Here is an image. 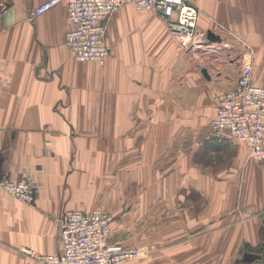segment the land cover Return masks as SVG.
<instances>
[{"label":"crops","instance_id":"0c3cea01","mask_svg":"<svg viewBox=\"0 0 264 264\" xmlns=\"http://www.w3.org/2000/svg\"><path fill=\"white\" fill-rule=\"evenodd\" d=\"M44 1L9 0L0 18V176L38 185L33 206L0 191V264H35L32 251L59 253L61 215L107 205L98 190L114 201L119 181L133 182L141 199L142 175L157 173L163 155L172 189L175 175L181 185L197 169V188L210 198L197 224L213 227V245H198L197 264H207L211 249L213 264H222L225 236L231 245L234 236L264 239V161L250 160L248 149L224 133L210 139L209 152L229 153L225 170L210 167L203 152L191 160L174 144L189 137L203 113L211 120L244 61L251 60L253 81L264 86V0H189L201 13L197 32L207 36L196 51L179 48L155 13L125 5L107 20L110 56L103 66L71 59L65 35L73 25L64 4L28 19ZM95 126H117V133H89ZM126 127L135 132H120ZM207 167L214 169L211 181ZM166 201L171 209L181 205L171 217L183 223L176 235L186 236L185 204ZM224 222L232 227L223 229ZM190 248L168 245L127 264H190Z\"/></svg>","mask_w":264,"mask_h":264},{"label":"built area","instance_id":"2783aa9c","mask_svg":"<svg viewBox=\"0 0 264 264\" xmlns=\"http://www.w3.org/2000/svg\"><path fill=\"white\" fill-rule=\"evenodd\" d=\"M64 4L73 28L65 45L76 63L103 66L110 56L106 44L107 20L125 5L155 13L175 44L196 51L207 41L197 32L198 9L189 0H46L30 9L28 19ZM10 9L9 0H0V18ZM251 53L252 49L246 46ZM213 133H224L237 145L246 147L249 159L264 161V86L253 81L251 60L243 62L234 85L217 97L210 120ZM0 189L22 203L34 202L36 185L31 182L0 181ZM111 216L102 209L71 210L59 219L61 251L33 255L36 264H125L136 261L141 251L110 242Z\"/></svg>","mask_w":264,"mask_h":264},{"label":"rangeland","instance_id":"374dc122","mask_svg":"<svg viewBox=\"0 0 264 264\" xmlns=\"http://www.w3.org/2000/svg\"><path fill=\"white\" fill-rule=\"evenodd\" d=\"M200 15L201 13L199 11V18ZM209 115L203 113L201 116L198 117L196 124L191 125L189 127V137H187L184 140H181L178 143L177 142L174 143L175 151L176 150L178 151V149L185 151L188 150L189 156L192 157L190 158L191 160H194V158L197 157V152H203L206 163L211 164L210 167L214 168L215 166H217V163H219L220 170L221 168L225 170L224 167L228 163L227 161H228L229 153L224 149L222 151H217L216 153L209 152L212 145L211 143H209V141L210 139L215 137L214 135L215 133H212V131L210 130ZM112 127L115 128V132H116L117 126H112ZM112 127L111 126L90 127L89 133H93V134L108 133ZM163 129L165 131V128ZM134 130H135L134 127H126V129H123L120 132L133 134L135 132ZM174 132H181V127H174ZM217 134H222V133H217ZM224 146L225 145L221 147ZM176 160H178V158H175V161ZM164 161H165L164 155L163 157H161V159H158L159 168L157 173L152 171L151 173L142 175L143 178L142 180L145 183L143 184V189L140 191L141 199H137V197L135 196L133 182L127 183V185L125 186V184H123L122 182L123 180H120L118 183L119 187L117 188L118 197L114 199V201L113 199H107L105 195L106 191H103L102 193V191L98 190V193L96 195L101 200L102 199L107 200V205L104 206L103 204H99L101 202L99 201L97 205L94 207V209H102L106 213H108L112 218L111 232H110V234L111 233L112 234L110 236H118L120 240L111 239L112 241H110V236H109V241L121 243L125 247L141 251V256L138 259V261L147 258L154 251L165 249L166 246L168 245H177L180 244L181 242H184V244H187L193 248V249L190 248L189 253L185 254L186 256H189L190 264H197L198 245L201 243L203 244L204 242L207 245V247L213 245V231H212L213 227H209L207 225L206 229H204V227H199L200 224H197L198 212H203L205 208L204 204L205 203L208 204L210 198L209 196H207V191L200 190L197 188V169H196V173H189V175H187L189 180H187L186 183L183 182L184 184L181 185L175 186V183L181 178V174L175 175L173 181L174 188L172 189L171 188L172 179H169V177L167 178L168 174H166L165 169L162 170L164 168ZM210 167L206 168V172H207L206 181H211L213 178L212 173L215 168L212 169ZM105 175H107V173H105ZM100 176L103 175L101 174ZM0 181H9L14 183L31 182L34 185H36V189H35V197H36L38 185L32 180L15 181L0 176ZM0 191L2 190L0 189ZM2 192L18 200L13 195L5 191ZM35 197H34V202L29 206L34 205ZM169 198H173L175 203H177L176 201H178L179 203L185 204L184 208L187 213L186 221L190 222V227H189V231L187 232V235L184 237L176 235V232L183 225L182 221H178L176 219L172 220L171 217L172 213H174V218H176V215L178 218L179 211H181L182 207L181 205H174L173 209H171L168 205H166L167 202L166 200ZM72 210H79V209H72ZM67 211H71V209ZM208 216L209 215L207 214V218ZM224 223L225 224L223 226V229L227 230L230 227H232L231 225L232 222L230 224L228 222H224ZM235 229L236 227L234 226V230ZM237 231L241 233L245 231V227L240 226ZM172 233L175 234L172 235ZM229 240L230 239L228 236L221 238L223 244L222 264H264V255H262V253L264 252L263 238H250L248 240L244 238H237L234 236L232 240L233 241L232 245L229 244ZM224 245L226 246L225 248ZM28 255L35 263L33 259V255H53V254H40L32 251L29 252ZM214 258H215V254H213L211 249L210 253L209 254L207 253L206 255L207 264H213Z\"/></svg>","mask_w":264,"mask_h":264},{"label":"water","instance_id":"95a60500","mask_svg":"<svg viewBox=\"0 0 264 264\" xmlns=\"http://www.w3.org/2000/svg\"><path fill=\"white\" fill-rule=\"evenodd\" d=\"M207 77V75H205Z\"/></svg>","mask_w":264,"mask_h":264}]
</instances>
